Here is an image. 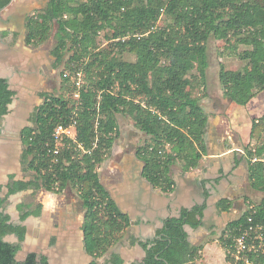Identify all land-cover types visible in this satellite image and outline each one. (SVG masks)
<instances>
[{
	"label": "trees",
	"instance_id": "obj_1",
	"mask_svg": "<svg viewBox=\"0 0 264 264\" xmlns=\"http://www.w3.org/2000/svg\"><path fill=\"white\" fill-rule=\"evenodd\" d=\"M11 1L0 0V10ZM164 16L169 21L159 26ZM55 25L53 53L63 57L70 52L66 69L82 73L85 83L78 87L71 74L63 72L61 89L66 93H43L32 117L35 126L22 129V163L33 177L17 180L10 175L5 196L0 184V264H49L46 255L36 252L16 260L27 234L21 222L38 215L42 205L19 204V220H12L4 206L9 196L27 189L78 191L85 211V249L93 258L89 264H99L124 239L130 217L119 209L98 171L112 152L120 114L148 137L137 153L145 163L144 177L155 187L166 193L174 190L170 172L177 163L186 172L200 166L208 150V114L194 90L206 87L211 38L230 47L233 39L251 47L240 57L256 62L251 72L221 65L224 95L246 106L264 91V6L256 0H50L45 10L28 17L27 44L45 43ZM106 29L109 44L100 48L97 39ZM125 53L135 55V61L125 59ZM15 95L9 82L0 78V133ZM73 124L75 138L65 137L55 155V129ZM250 137L256 144L245 149L249 182L264 194V115L253 120ZM216 206L220 212L230 211L233 201L223 198ZM206 207L205 202L168 218L155 238L139 242L145 257L130 264H198L204 245L191 244L185 226L200 227ZM247 230L256 244L247 257L253 264H264V195L229 221L218 238L235 264H246L234 255L236 237ZM11 234L19 241H7ZM137 241L132 238V243ZM107 264H124V259L111 252Z\"/></svg>",
	"mask_w": 264,
	"mask_h": 264
},
{
	"label": "crops",
	"instance_id": "obj_2",
	"mask_svg": "<svg viewBox=\"0 0 264 264\" xmlns=\"http://www.w3.org/2000/svg\"><path fill=\"white\" fill-rule=\"evenodd\" d=\"M49 2L50 0H12L10 4L0 10V78L9 77L11 88L16 91L11 109L4 117L3 125L5 130L2 134L3 139L8 138L13 128L15 130L18 128L17 130L21 132L25 127L22 124L26 123L27 116L29 117L34 113L40 105H31V100L24 96H19V91L23 89L35 91L40 86L42 65L38 61L37 54L32 55L30 45L26 42L27 20L32 14L45 10ZM220 97L218 94H211L208 98L209 106L207 102L202 103L208 114L205 134L208 147L207 154L203 157L200 166L192 171H184L182 163L172 166L170 174L175 181V188L172 192H164L162 189L152 185L144 177L145 163L139 158L138 150H112L111 154L117 151L114 154V158H111V154L108 156L106 168L102 169V173V170L100 171V179L119 209L130 217L129 236L131 241L132 238L138 240L135 243L138 248L131 257H134L137 252H140L141 257L143 256L142 258L145 257V249L139 242L155 238L158 230L164 226L168 218L178 217L182 209H190L195 205H202L206 202L207 207L204 211L202 225L198 228L187 226L186 231L191 244L204 245L202 250L203 264H213L211 255L213 251L220 249L224 254V249L214 242L201 243L200 238L202 236L204 238L203 234H209L207 230H211L212 226H216L223 217L227 218L231 214H237V216L242 214L245 211L246 201L248 199L255 201V198L260 193L250 186L245 150H242L243 147H241H246L251 141V137L244 138L243 135L239 136V134L234 133L230 126L228 127L226 121L223 120V115H219V113L230 116L229 112L221 111L217 113L215 104ZM229 101L237 108L245 107L237 105L231 100ZM204 104L212 107V109L208 112ZM252 123H250L251 128ZM2 144L0 142V145ZM23 151L20 150L21 161ZM14 157V150H0V180L3 174L6 176V172L12 165ZM116 158H121L122 161L116 160ZM10 175H8L9 180L5 182V186L3 185L4 189L7 188ZM0 184L2 185L1 181ZM27 190L36 192L35 189ZM206 192L209 193L208 198L206 197ZM68 196H62L60 200L56 195L52 205L50 202L39 200L43 208L42 214L46 215L43 221L44 225H42L43 227L51 228L53 225L52 221L60 220L59 227L62 231L67 230L68 233H71L78 229L82 236L83 251L88 255L85 249L84 231L82 229L85 215L83 202L82 200L79 201L81 210H73L72 206L76 201H70V196L69 198ZM223 198L233 201V207L230 211L220 212L218 210L217 202ZM240 211L242 213H239ZM5 212L8 213L7 210ZM41 212L36 216H40ZM17 213H19L18 210ZM9 214L14 217L12 213ZM31 216L33 217L29 222L30 224H28L30 239L39 235L37 228L41 224L40 222L34 224L33 219L36 216ZM200 228L203 230L199 231ZM68 233L64 235L68 236ZM75 242V240L72 241L68 238L67 241L64 240L58 245L55 251L59 249L64 251L77 250ZM115 252L119 253L126 263L141 261V259H131L127 262V255L125 256L123 251ZM44 254L48 256L49 264H52L51 254ZM70 255L73 256V254L68 256ZM68 256L65 258H68Z\"/></svg>",
	"mask_w": 264,
	"mask_h": 264
},
{
	"label": "rangeland",
	"instance_id": "obj_3",
	"mask_svg": "<svg viewBox=\"0 0 264 264\" xmlns=\"http://www.w3.org/2000/svg\"><path fill=\"white\" fill-rule=\"evenodd\" d=\"M261 5L264 6V0H256ZM169 20L164 16L159 22V26L165 25ZM57 25L53 27V30L50 34L49 39L41 44L38 47L30 46V50L32 55L37 54L38 61L41 63V74L42 79L40 80V86L39 90L31 91L30 89H23L19 91V96H24L28 100H31V105L41 104L43 102L42 93H50V94H64L66 93L64 90L61 89L62 85V73L65 72L68 76L71 74L72 80L76 83L78 87L83 85L85 83V79L82 73L73 74L68 69H66V61L71 54L70 52L65 56H57L53 53V48L55 46V34L57 31ZM107 34H110V29H106L102 31L97 39V43L100 48H105L109 44V40L107 39ZM251 47L245 46L242 44H238L235 39H233V47L227 46L226 42L223 40H216L215 38H211L209 45H208V52H209V60H210V66L208 68V75H207V83L206 87L202 88L201 86L194 90V95L201 99V102H207L208 104V98L211 94H218L220 99H217V103L215 104L217 113L221 111L229 112L230 116L219 113V115H223V120L226 121V124L228 127L232 128L234 130V133L239 134V136H242L244 138H250L251 133V125L250 123L253 122V120L260 118L264 115V91L259 92L255 98H253L245 107H239L231 103L228 98L224 95L223 89L220 83L219 79V72L221 65H224L226 69L229 70H247L248 72L253 71L256 62L255 61H245L242 60L240 57V54L246 50L250 49ZM264 57V56H262ZM124 58L130 61H135L136 56L131 53H125ZM263 60V59H262ZM37 61V62H38ZM264 61V60H263ZM79 82V84H78ZM43 90V91H42ZM67 95H69L67 93ZM76 97V96H75ZM207 104H204L207 111L209 112L212 107H208ZM35 106V105H34ZM33 108V106H32ZM237 108V109H236ZM35 112V111H34ZM33 113L26 118V123L24 122L23 126H32L34 127L35 124L32 121ZM221 119V118H220ZM4 122V117L1 120V124ZM117 122H118V134L116 136L114 146L112 150H136L140 146H142L148 139V137L138 130L134 122L124 115H118L117 116ZM234 126V127H233ZM18 128H13L8 136V138L0 137V142L3 143V147L5 150H14L15 157L12 160V165L10 168H8V171L5 174L1 176V183L5 186V182L9 180L8 175H15V179H23V180H29L33 177V173L29 171L24 170V166L21 159V153L20 150H24V146L21 141L20 137V131L17 130ZM72 136L76 135V130H72ZM74 138V137H73ZM230 143V141H228ZM256 144L255 141H250L249 144L246 147H254ZM0 145V146H2ZM231 146V144H230ZM242 150H245V146ZM3 148V149H4ZM1 149V150H3ZM114 154L117 153V151L113 152ZM114 154H111V158H114ZM110 158V157H109ZM107 159L100 165L98 171L100 174V171L104 168H106L107 165ZM116 160H121V158H116ZM122 161V160H121ZM101 171V173L103 172ZM8 178V179H7ZM57 197L61 200L62 196L69 195L70 201L75 200L76 202L73 204L72 209L79 211L81 210V206L79 205V201L81 200L79 197V193L77 190L68 187L66 188L62 193H50L45 190H37L36 192H33L32 190H25L18 194L11 195L7 198V201L5 203V210H7L8 214L12 213L14 218H17L20 215V212L17 208L19 204H27L32 203L33 208H36L39 204V200H43L45 202H50L52 205ZM263 193H259L257 198H255V201L252 200L251 202L246 201V204L244 206V210H246L249 206H252L254 202H259L262 197ZM68 196V198H69ZM54 198V199H53ZM17 210L19 213H17ZM41 215L36 216L33 221L34 224L40 222V226L37 228V231L39 235L33 237H29V234L27 235V239L21 250L16 255L17 261H23L25 256L30 251H42L43 253H50L51 254V260L52 264H61L62 262H65L66 256L69 254H73L74 256V263L75 264H87L91 260V256L86 255V253L83 251L82 247V236L81 232L76 229V231L68 233L67 230L62 231L59 227L60 220H54L52 221V227L46 228V226L43 227V221L45 220L46 215L43 213V208L41 209ZM239 213H242L241 211ZM241 214H239L240 216ZM237 214H231L229 217L225 218L223 217L222 220H219L218 224L216 226H212L210 229L207 230L209 234H203V236L200 238L201 243H216L217 245H220L219 237L221 235L222 230L225 227V224L227 221H231L237 217ZM30 224V223H29ZM43 224V225H42ZM40 228V230H39ZM203 229L200 228L199 231H202ZM68 233L69 235H64ZM130 232L129 229L126 231V234L124 236V239L119 242L116 246H114L110 253L106 254L104 257L99 259V264H107L108 258L111 254V252L115 251H123L127 262L129 260H142L143 256L141 257L140 252H137V254L134 257L133 254L135 253L136 249L138 248L137 244L132 243L131 238L129 236ZM29 237V238H28ZM71 239L72 241H76V248L70 249L69 251H64L62 249L56 250L55 248L60 245L64 240L67 241V239ZM218 246V248H219ZM52 251V252H51ZM224 254L220 249L218 251H213L212 255V263L213 264H235L232 261H229L226 257V251L224 250ZM219 253V254H218ZM203 255V253H201ZM198 260V264H203L202 258ZM50 256V255H49ZM129 256V257H128ZM235 256V255H234ZM141 257V258H140ZM237 260V259H236ZM50 263V260H49Z\"/></svg>",
	"mask_w": 264,
	"mask_h": 264
},
{
	"label": "built area",
	"instance_id": "obj_4",
	"mask_svg": "<svg viewBox=\"0 0 264 264\" xmlns=\"http://www.w3.org/2000/svg\"><path fill=\"white\" fill-rule=\"evenodd\" d=\"M68 76L67 74H64ZM79 84V82H78ZM76 97H79V93L75 94ZM75 130V125H70L65 127L63 125H59L54 131V140H55V148L53 153L59 154L63 144L65 137L75 138L76 135L72 136V130ZM252 228V227H251ZM256 248V244L254 243V238L249 235L248 230L244 231L242 234L238 235L235 239V258L240 260H245L246 264H253L249 257H247V253L250 251H254Z\"/></svg>",
	"mask_w": 264,
	"mask_h": 264
},
{
	"label": "water",
	"instance_id": "obj_5",
	"mask_svg": "<svg viewBox=\"0 0 264 264\" xmlns=\"http://www.w3.org/2000/svg\"><path fill=\"white\" fill-rule=\"evenodd\" d=\"M4 79H6V80L9 82V84H10V88H11L10 78H9V77H6V78H4ZM11 89H13V88H11ZM14 99H15V96H14V98H13L12 103L9 104L8 110L11 109V106H12V104H13V102H14ZM4 117H5V116H4ZM2 133H3V132L0 133V137L2 136ZM7 193H8V189H7V188H6V189L3 188V190H2V196H5ZM18 193H20V192H18ZM18 193H16V194H18ZM32 217H33V216H29L25 221L21 222L23 225H25V226L27 227V234H26V238H25V240L22 242V247H23V245H24L25 242H26L27 235L30 233V230H29V228H28V224H29L30 220L32 219ZM12 220H19V216H18L17 218L12 217ZM187 226H189V225H186V226H185V229H186ZM5 239H6L7 241H12V242H14V241L18 242V241H19L18 237H17L15 234L8 235V236H6ZM39 253H41V252H39ZM26 256H27V255H26ZM26 256H25V258H26ZM46 256H47V255H46ZM47 257H48V256H47ZM25 258H24V260H25ZM48 259H49V258H48ZM92 260H93V258L91 257V260H90L89 262H91ZM124 264H129V263L124 262Z\"/></svg>",
	"mask_w": 264,
	"mask_h": 264
},
{
	"label": "flooded vegetation",
	"instance_id": "obj_6",
	"mask_svg": "<svg viewBox=\"0 0 264 264\" xmlns=\"http://www.w3.org/2000/svg\"><path fill=\"white\" fill-rule=\"evenodd\" d=\"M43 94V93H42ZM41 94V95H42ZM42 97H43V95H42ZM43 100H44V98H43ZM37 109V108H36ZM1 127H2V130H1V132H4V130H5V126L3 125V124H1ZM22 132V131H21ZM21 132H20V137H21V141H22V135H21ZM3 134V133H2ZM22 144H23V141H22ZM4 147L3 146H0V150L1 149H3ZM3 150H5V148L3 149ZM136 150H138V148L136 149ZM30 252H36V253H38V254H43V255H45L44 253H42L41 251H30ZM30 252H28V253H30ZM39 252H41V253H39ZM27 253V254H28ZM89 255V254H88ZM90 256V255H89ZM90 262H88L87 264H89Z\"/></svg>",
	"mask_w": 264,
	"mask_h": 264
},
{
	"label": "bare ground",
	"instance_id": "obj_7",
	"mask_svg": "<svg viewBox=\"0 0 264 264\" xmlns=\"http://www.w3.org/2000/svg\"><path fill=\"white\" fill-rule=\"evenodd\" d=\"M61 264H75L74 263V257L72 255L68 256V258H66L65 262H62Z\"/></svg>",
	"mask_w": 264,
	"mask_h": 264
}]
</instances>
